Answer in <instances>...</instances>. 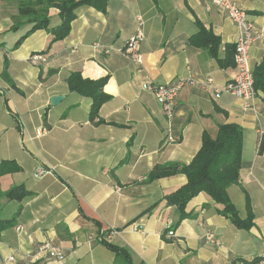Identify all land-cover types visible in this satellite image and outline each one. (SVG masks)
<instances>
[{
  "label": "crops",
  "instance_id": "1",
  "mask_svg": "<svg viewBox=\"0 0 264 264\" xmlns=\"http://www.w3.org/2000/svg\"><path fill=\"white\" fill-rule=\"evenodd\" d=\"M230 1L255 29L264 25V0ZM50 15L48 28H53L59 23L57 11ZM17 19V3L0 0V162L14 161L20 168L0 177V193L17 186L30 193L21 201L0 197V220L18 212L15 225L0 234L1 259L13 257L12 264H114V254L98 242L99 232L107 233L108 243L127 249L131 264H238L264 258L263 95L257 93L246 106L230 95L215 98L187 85L168 122L144 89L145 82L208 76L222 88L234 76L233 67L220 68L206 51L191 48L188 38L199 21L220 38L222 59L225 45L238 37L234 23L210 7L209 0H107L105 13L76 9L62 41L51 43V35L38 30L13 49L30 28L10 31ZM138 29L144 34L140 66L121 53ZM31 54H41L45 61L33 66ZM263 58L264 39L250 47L252 71ZM72 72L106 79L103 91L111 99L94 123L88 119L91 101L68 90L66 78ZM53 97L62 100L52 106ZM221 124H235L243 132L239 184L227 193L241 219L246 218L247 197L253 226L236 229L203 193L187 204L192 217L178 226L173 227L175 208L163 204L141 216L186 182L178 175L145 184L150 170L171 162L188 164L202 133L214 138ZM167 130L175 143L162 144ZM38 169L45 174L35 177ZM170 229L174 236L168 239ZM208 233L219 246L206 241ZM44 242L60 248L63 258L38 253Z\"/></svg>",
  "mask_w": 264,
  "mask_h": 264
},
{
  "label": "trees",
  "instance_id": "2",
  "mask_svg": "<svg viewBox=\"0 0 264 264\" xmlns=\"http://www.w3.org/2000/svg\"><path fill=\"white\" fill-rule=\"evenodd\" d=\"M7 1L17 3L18 10V21L10 28V31L15 32L25 25L30 26L27 32L16 41L13 49H17L26 37L38 30L47 31L52 37L51 43L62 41L70 32V25L75 18L76 9L86 6L105 13L107 4V0ZM51 10L57 11L59 23L53 28H48L52 16L50 15ZM194 24L196 33L188 38V45L193 49L206 51L212 59L217 61L220 68L233 67L234 43L225 45L224 55L222 59H219L220 38L214 35L211 30L206 29L199 21L195 20ZM45 52H47V49ZM3 73H5V70ZM105 83V78L98 80L86 79L82 77L80 72H72L66 78L69 92L91 101L88 114L91 123H94L98 118L102 105L111 99L103 91ZM253 87L256 93H261L264 97V58L253 69ZM216 111H219V109L216 108ZM99 123L101 121L98 120L97 124ZM242 142L243 132L240 127L235 124H221L218 125L214 138H211L206 132L202 133L200 148L188 164L171 162L155 165L144 177L143 183L148 184L178 175L184 176L186 182L177 190L164 195L159 203L151 206L141 216L151 213L160 204H163L166 207L175 208L177 220L173 227L178 226L183 220L192 217L190 213L186 212L187 204L194 197L203 193L213 203L219 205L220 208L216 210L218 215L226 218L236 229L248 231L253 226L254 219L249 200L246 197V218L241 219L227 193L230 186L239 184L242 167ZM258 152H261L260 148ZM19 170L20 168L14 161L0 162V177L19 172ZM29 194L22 186H17L5 193H0V197L7 200L21 201ZM17 214L18 212L9 220H0V234L15 225ZM106 236L107 233L99 232L98 242L114 254V264H131L128 250L108 243L105 240ZM259 260L243 261L242 264H257Z\"/></svg>",
  "mask_w": 264,
  "mask_h": 264
},
{
  "label": "built area",
  "instance_id": "3",
  "mask_svg": "<svg viewBox=\"0 0 264 264\" xmlns=\"http://www.w3.org/2000/svg\"><path fill=\"white\" fill-rule=\"evenodd\" d=\"M210 7L222 12L232 23L238 28V37L234 42L233 53V69L234 76L222 87L219 88L215 85L212 77L208 76L203 79L191 77L189 79L176 78L168 84H152L150 82L144 83V89L152 94L165 119L169 122L174 114L176 100L180 90L184 86H198L205 92L219 98L222 94L230 95L237 99L242 100L246 106L250 105L256 98V92L253 87V71L249 63V50L252 44L256 41L264 39V25L255 29L248 21L246 13L235 5L230 0H209ZM139 26L141 23L139 22ZM144 39V34L141 29H138L131 35L125 42L121 53L123 56L136 66L142 63V57L139 52V46ZM109 53V50L105 51ZM45 59L38 54H31L28 57V62L37 66L43 63ZM4 95V91L0 89V96ZM175 143L176 139L167 130L163 143ZM45 174L44 170L38 169L35 172V177H41ZM109 234H115V231ZM174 232L170 229L166 233V238L171 239ZM206 241L214 246H219L217 240L211 234H207ZM38 253L44 254L49 258L60 260L63 258V251L53 246L51 243L44 242L37 248ZM13 257L6 260L0 258V264H12ZM242 264V263H238ZM257 264H264V258L259 260Z\"/></svg>",
  "mask_w": 264,
  "mask_h": 264
},
{
  "label": "water",
  "instance_id": "4",
  "mask_svg": "<svg viewBox=\"0 0 264 264\" xmlns=\"http://www.w3.org/2000/svg\"><path fill=\"white\" fill-rule=\"evenodd\" d=\"M62 100V97H53L50 99V103L52 106H55Z\"/></svg>",
  "mask_w": 264,
  "mask_h": 264
}]
</instances>
